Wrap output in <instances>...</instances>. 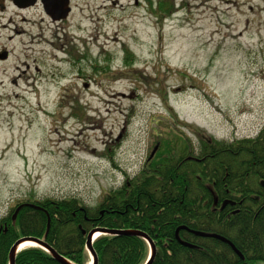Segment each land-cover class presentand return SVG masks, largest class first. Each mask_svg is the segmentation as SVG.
<instances>
[{
    "label": "rangeland",
    "instance_id": "obj_1",
    "mask_svg": "<svg viewBox=\"0 0 264 264\" xmlns=\"http://www.w3.org/2000/svg\"><path fill=\"white\" fill-rule=\"evenodd\" d=\"M160 2L175 12L161 19ZM72 6L60 23L0 14V219L32 198L96 206L160 135L199 148V131L231 142L264 128V0Z\"/></svg>",
    "mask_w": 264,
    "mask_h": 264
},
{
    "label": "trees",
    "instance_id": "obj_2",
    "mask_svg": "<svg viewBox=\"0 0 264 264\" xmlns=\"http://www.w3.org/2000/svg\"><path fill=\"white\" fill-rule=\"evenodd\" d=\"M164 5L159 4L161 19L175 12ZM199 134L204 160L189 158L196 147L182 133L160 135L141 172L128 176L96 206L76 196L26 199L42 208L24 207L14 220L17 202L0 219V264L10 263V250L23 236L41 238L75 264H88L87 236L96 227L146 232L157 247L152 264H264V128L256 137L231 142ZM233 195L239 197L237 204L222 208ZM179 228V238L195 247L182 244ZM194 230L230 239L244 258ZM94 249L98 264H145L150 256L148 242L138 235H101ZM16 264L61 263L41 247H28L17 254Z\"/></svg>",
    "mask_w": 264,
    "mask_h": 264
},
{
    "label": "water",
    "instance_id": "obj_3",
    "mask_svg": "<svg viewBox=\"0 0 264 264\" xmlns=\"http://www.w3.org/2000/svg\"><path fill=\"white\" fill-rule=\"evenodd\" d=\"M17 1V0H16ZM35 2L32 1V2H29L27 4V6L29 5H33ZM56 6H58V4H55ZM47 12L49 14H51L52 17L54 18H61V17H66L67 16V13L65 15H56V13H54L52 10L48 9ZM4 58H6V54L4 55ZM154 155V152H152L151 154V157ZM263 185H264V181L262 182ZM24 206H31V207H34V208H37V209H41L40 206L36 205V204H33V203H23V204H20L14 215H13V219L15 220L19 211L22 209V207ZM182 228H186V227H182ZM179 230L180 228L177 230V237L178 239L182 242V244L186 245V246H189V247H195L194 244H191L189 242H185V241H182L180 238H179ZM49 231V224H48V229H47V233ZM196 235H199V236H205V237H215V238H219L225 242H228L230 243L234 248L235 250L238 252V250L236 249V247L233 245L232 242H230L226 237L220 235V234H217V233H209V232H205V231H198V230H194L193 231ZM113 234H125V235H138V236H141L143 237L149 244V247H150V256H149V259L147 260V262L145 264H152L155 257H156V254H157V247L154 243V241L152 240V238L144 231L142 230H136V229H129V230H118V229H110V228H107V227H96L94 229H92L88 236H87V243H86V246H87V249L90 251V254H91V257H92V262L91 264H98V255L94 249V241L97 237L101 236V235H113ZM27 241H31V242H34L36 243L38 246L44 248L45 250H47L55 259H57L61 264H75L74 262H72L71 260H69L68 258H66L65 256H63L62 254L58 253L56 250H54L45 240L41 239V238H38V237H34V236H23L21 237L20 239H18V241L13 245V247L11 248L10 250V253H9V261L10 263L9 264H16V258H17V254L22 250L20 248L21 244L24 243V242H27ZM159 253L162 254V251L160 249H158Z\"/></svg>",
    "mask_w": 264,
    "mask_h": 264
},
{
    "label": "flooded vegetation",
    "instance_id": "obj_4",
    "mask_svg": "<svg viewBox=\"0 0 264 264\" xmlns=\"http://www.w3.org/2000/svg\"><path fill=\"white\" fill-rule=\"evenodd\" d=\"M34 1L35 3L33 5H29L27 6V4L29 2ZM55 4H58V6H56ZM12 7L15 10H19V11H25V10H29L31 8H41L42 11L44 12V14L49 18V20L51 22H55V23H60L63 22L65 20L69 19L70 14L73 12V6H72V0H0V14L4 15L7 10ZM50 9L52 10L54 13H56V15H65L67 12V16L66 17H61V18H54L51 16V14H49L47 12V10ZM37 38L41 39V35L36 36ZM9 51L6 48H3L2 50H0V59L6 60L9 58ZM6 54V58H4V55ZM209 136H207L206 134H204V138H207ZM211 140V139H210ZM202 144V143H201ZM200 144L199 148H196L195 154L191 155L189 158L190 159H195L198 162H201L202 160H204L205 158H201L200 152H201V147L202 145ZM152 154V153H151ZM153 157V156H152ZM151 155L148 159V161L152 158ZM147 161V163H148ZM264 179L261 181V185L264 188L263 182ZM239 199L238 195H233V198L231 199H227L223 202L222 204V208H224L226 205L231 204V205H236L237 204V200ZM21 203H31L29 201H23ZM20 203V204H21ZM24 207H31V206H24ZM22 207V208H24ZM34 208V207H31ZM37 209V208H35ZM215 238V237H214ZM219 239V238H216ZM228 239V238H227ZM221 240V239H219ZM230 242H232L230 239H228ZM223 241V240H221ZM224 243L228 244L233 251L238 254L240 256V258H244L243 253L236 247V245L233 243V245L236 247V249L238 250V252L235 250V248L228 242L223 241Z\"/></svg>",
    "mask_w": 264,
    "mask_h": 264
},
{
    "label": "bare ground",
    "instance_id": "obj_5",
    "mask_svg": "<svg viewBox=\"0 0 264 264\" xmlns=\"http://www.w3.org/2000/svg\"><path fill=\"white\" fill-rule=\"evenodd\" d=\"M37 244L36 243H34V242H31V241H27V242H24V243H22L21 244V246H20V248L22 249V248H25V247H30V246H36Z\"/></svg>",
    "mask_w": 264,
    "mask_h": 264
}]
</instances>
